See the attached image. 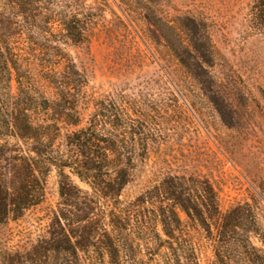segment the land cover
Wrapping results in <instances>:
<instances>
[{
    "label": "rangeland",
    "instance_id": "obj_1",
    "mask_svg": "<svg viewBox=\"0 0 264 264\" xmlns=\"http://www.w3.org/2000/svg\"><path fill=\"white\" fill-rule=\"evenodd\" d=\"M255 2L87 0L96 23L92 43L65 49L87 70L86 101L136 99L148 117L138 143L141 151L146 141L147 153L139 152L133 181L115 199L91 197L67 171L82 192L61 198L58 169L51 168L40 204L0 226V264H70L71 257L52 251L68 231L58 220L67 212L85 219L77 224L88 241L79 264H177L180 253L181 264L188 257L191 264H264V30L254 21ZM90 112L84 101L80 128ZM74 129L62 127L60 139ZM167 176L208 181L218 204L208 230L177 210L181 224L170 235L158 209L141 204V194ZM220 224L228 226L225 242Z\"/></svg>",
    "mask_w": 264,
    "mask_h": 264
},
{
    "label": "trees",
    "instance_id": "obj_2",
    "mask_svg": "<svg viewBox=\"0 0 264 264\" xmlns=\"http://www.w3.org/2000/svg\"><path fill=\"white\" fill-rule=\"evenodd\" d=\"M86 2H0V85L4 83L7 89L5 94L0 91V98L5 97L0 105V226L9 219L18 220L40 204L44 179L53 167L61 179V198H71L74 191L82 192L72 185L67 171L89 188L91 197L115 199L133 181L137 171L134 160H141L139 152L147 153L146 141L141 151L138 143L146 134L148 117L141 113L135 98L113 94L88 97L86 101L87 70L79 69L65 49L66 45L88 49L92 43L95 15ZM252 13L264 30V0H256ZM187 28L191 39H195L196 21ZM33 68L38 69L37 73ZM41 84L51 91L50 97ZM84 101L91 106V112L80 128ZM66 126L75 129L61 140L62 127ZM141 199V204L148 201L158 209L155 214L159 223L170 235L181 224L177 210L204 230H208L210 217L218 211L211 185L193 177L167 176L144 191ZM232 211L237 214V210ZM67 213L58 220L65 221L68 231H63V239L54 241L52 251L71 257L70 264H79L78 253L88 241L83 235L85 228L77 224L85 219ZM227 228L225 224L217 226L222 242L229 238ZM180 255L176 256L177 264H181ZM184 264H191L189 257Z\"/></svg>",
    "mask_w": 264,
    "mask_h": 264
}]
</instances>
